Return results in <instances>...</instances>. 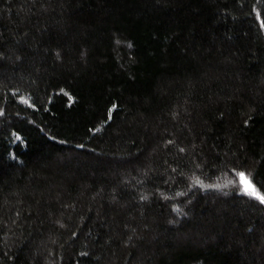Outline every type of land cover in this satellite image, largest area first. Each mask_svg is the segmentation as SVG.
<instances>
[{
  "label": "trees",
  "instance_id": "16d2710c",
  "mask_svg": "<svg viewBox=\"0 0 264 264\" xmlns=\"http://www.w3.org/2000/svg\"><path fill=\"white\" fill-rule=\"evenodd\" d=\"M264 0H0V264H264Z\"/></svg>",
  "mask_w": 264,
  "mask_h": 264
},
{
  "label": "snow or ice",
  "instance_id": "6c2138e0",
  "mask_svg": "<svg viewBox=\"0 0 264 264\" xmlns=\"http://www.w3.org/2000/svg\"><path fill=\"white\" fill-rule=\"evenodd\" d=\"M238 176L241 183L244 185L245 193L249 195H254L257 199L260 200L261 203H264V195H261L259 192H257L248 177L243 172L238 173Z\"/></svg>",
  "mask_w": 264,
  "mask_h": 264
},
{
  "label": "rangeland",
  "instance_id": "374dc122",
  "mask_svg": "<svg viewBox=\"0 0 264 264\" xmlns=\"http://www.w3.org/2000/svg\"><path fill=\"white\" fill-rule=\"evenodd\" d=\"M239 184H240L241 190L245 193V191H244V185L241 183L240 179H239ZM247 195H249V194H247ZM250 196L253 197L254 199L258 200V201L260 202V200L257 199L254 195H250Z\"/></svg>",
  "mask_w": 264,
  "mask_h": 264
}]
</instances>
